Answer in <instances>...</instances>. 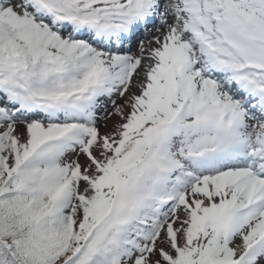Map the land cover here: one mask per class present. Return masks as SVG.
<instances>
[{
    "label": "snow or ice",
    "instance_id": "1",
    "mask_svg": "<svg viewBox=\"0 0 264 264\" xmlns=\"http://www.w3.org/2000/svg\"><path fill=\"white\" fill-rule=\"evenodd\" d=\"M0 264H264V0H0Z\"/></svg>",
    "mask_w": 264,
    "mask_h": 264
},
{
    "label": "rangeland",
    "instance_id": "2",
    "mask_svg": "<svg viewBox=\"0 0 264 264\" xmlns=\"http://www.w3.org/2000/svg\"><path fill=\"white\" fill-rule=\"evenodd\" d=\"M107 129H103V127H102V131H106Z\"/></svg>",
    "mask_w": 264,
    "mask_h": 264
}]
</instances>
